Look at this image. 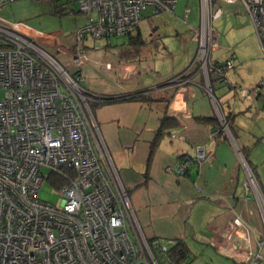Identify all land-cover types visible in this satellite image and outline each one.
<instances>
[{"label":"built area","instance_id":"built-area-1","mask_svg":"<svg viewBox=\"0 0 264 264\" xmlns=\"http://www.w3.org/2000/svg\"><path fill=\"white\" fill-rule=\"evenodd\" d=\"M11 1L0 0V4ZM45 1L57 6V0ZM77 1L89 20L72 35L43 32L0 17V89L4 91L0 98V264H186V260L171 261L166 254L169 246L148 239L137 224L128 191L89 116L91 93L79 83L83 79L79 68L87 63L83 47L87 38L132 34L146 6H152L154 13L173 12L178 0ZM189 2L184 7L186 17ZM197 3L199 21L189 35L196 51L189 68L198 64L207 84L211 75L214 81L231 86L228 72L233 57L227 55L221 64L211 59L216 49L212 21L221 15L219 3L242 6L264 54V0ZM69 38L73 47L67 60L78 69L75 77L56 56L65 55L64 41ZM262 86L264 79L253 88L241 87L238 95L250 98L254 92L264 99ZM207 154L203 145L190 147L167 170L184 175L191 164L201 165ZM239 155L246 174L243 188L254 193L264 218V194ZM43 167L48 172L43 174ZM54 175L63 179L59 185L53 183L63 197L58 206L36 197L41 181ZM260 257L259 252L254 260Z\"/></svg>","mask_w":264,"mask_h":264},{"label":"crops","instance_id":"crops-1","mask_svg":"<svg viewBox=\"0 0 264 264\" xmlns=\"http://www.w3.org/2000/svg\"><path fill=\"white\" fill-rule=\"evenodd\" d=\"M185 5L186 0H178L169 13L173 14L177 6L182 12ZM189 6L191 11L187 18H196L197 0H190ZM219 6L225 20L237 19L236 15H231L238 13L237 4L219 3ZM71 10L75 11L73 7ZM152 13L159 18L153 26L157 34L171 29L183 35L184 42L175 38L165 48L164 43L148 44L139 23L134 33L120 36L119 41L87 38L89 41L83 42L87 63L79 68L83 74L81 85L91 95L104 98L92 100L94 121L128 191L137 224L148 239H159L169 247L176 241L184 242L189 249L186 264L250 261L264 264V218L253 192L243 188L245 171L231 138L224 135H229L227 131L211 136L217 124L214 103L222 105V95L212 98L204 75L187 69L196 43L189 44L185 33L193 24L190 21L187 24L181 16H166L169 18L166 20L156 15L162 12ZM142 18L141 13L140 21ZM64 42V58L67 59L73 41L69 38ZM230 54L236 61L232 50ZM227 55L225 53L222 59ZM211 58L215 59L212 55ZM68 69L73 73L78 70L73 66ZM131 94H141L144 98L131 97ZM251 100H255L254 105L260 102L256 106L259 115L264 116V99L258 94L244 99L237 95L233 108L228 103V110L221 106L220 109L228 118L234 115L235 120L237 113L245 116V111L252 107ZM165 115L174 117L177 124L162 130L149 159L151 142ZM202 117L210 121L203 122ZM233 130H230L232 135ZM253 130L264 133L261 127ZM243 143L245 146L237 144L264 194V178L256 172L257 163L249 159L253 151L245 154L248 146ZM199 144L213 150L201 168L191 164L184 175L167 170L186 150ZM259 252L261 257L254 260Z\"/></svg>","mask_w":264,"mask_h":264},{"label":"rangeland","instance_id":"rangeland-1","mask_svg":"<svg viewBox=\"0 0 264 264\" xmlns=\"http://www.w3.org/2000/svg\"><path fill=\"white\" fill-rule=\"evenodd\" d=\"M62 3H64L65 8L60 9ZM72 7L74 8L75 11L71 10ZM238 8H239L238 13L231 14V15H236L238 20L237 19L234 21H230L227 19L225 20V17L222 14L221 16H219L218 18L212 21L214 28L213 36H214V41L216 42V49H214L213 50L214 53H212L213 52L212 51L210 55L214 56L216 60L218 59L221 60L225 55V53L226 55L230 54V51L232 50L234 53V57H236V61L233 59L234 65L228 72V80H231L236 86L253 88L260 79H264V54H262L258 39L256 37L252 23L250 22V19L246 11L242 6L238 5ZM77 9H78L77 0H57L56 7H54L51 3L45 0H14L5 4H0V17H3L10 21L20 20L24 22L27 26L39 31H43V32L60 31L65 35H72L74 33V30L80 27V25L83 24L85 21L86 22L88 21L87 18L85 17V14L82 13L81 11L77 12ZM152 9H153L152 6L150 5L146 6L142 10L143 20L140 21L141 31L144 33V37L147 41L146 43L155 44V45L164 43L163 47L165 48V45H168V43L173 41L175 38L183 41V35L176 34L171 29H169L167 32H164L162 30L161 32H158V34L157 31L153 30L155 20H158L159 18L155 17V15H152L153 14ZM183 9L181 12V10L177 6L173 14L164 11L162 13L159 12L160 14H156V15L164 16V17L170 15L179 16V17L181 16L183 21L185 19L184 22H186L187 24L188 21H190L193 25L190 24L191 27L190 29L188 28V31L185 34L189 44H194V42L191 41L189 35L191 29L198 25L199 15L196 18L193 17L187 18L183 13L184 12ZM91 17L93 18L94 14H92ZM165 19L169 20L168 17H166ZM119 37L120 36L110 37L111 42L119 41ZM87 41L89 40H86L85 42ZM218 48L220 50H217ZM56 56L59 59V61H61L63 65L68 69L69 66L68 60L64 58V56L61 54H56ZM193 60H194V55L192 56L189 65L192 64ZM196 65L198 66V64L196 63L192 65L189 71L195 68ZM68 70L71 71L70 69ZM70 73L73 77H75V73L73 72ZM204 82L207 88V81ZM79 83L82 84L81 81H79ZM208 85L211 86L210 79ZM213 85H214L213 86L214 94L211 89L210 92L211 97L213 98L214 96V99H216L215 96L222 95L221 97L222 100L220 98L222 104L220 105L221 108L223 107V109L228 110V103L233 108L235 104L234 98L236 97L233 95L234 91H232V89L230 88L228 89L226 85L222 82L221 83L214 82ZM261 90H262L261 92L264 93V86H262ZM3 93H4L3 89H0V98L2 97ZM251 95L254 96L255 93L251 92ZM238 97H240L241 99L243 98L241 95H239ZM249 102H250L249 104L252 107L249 108V110L245 111L246 112L245 116L240 115L239 113L236 114L237 116L234 120V125H233L234 127L233 132L236 138L234 137V135L231 136L233 139L232 143L235 149L233 147L232 148L234 149V152L236 153L237 158L239 159L240 166H242L244 170V166L240 158L241 156L239 155V154L243 155V153L241 149H238L239 148L238 144L240 146H245L243 142H246L248 146V150L245 149L244 151L243 149V151L245 152V154H248V152L251 150L253 151L249 159L257 163L256 172L259 174L260 178L262 179L264 178V133L259 134V132L253 130V128L256 129L261 127L262 129H264V116L259 115L260 110L258 109V106H256L259 101L256 102L255 105L253 103L255 102V100H251ZM214 105H215L214 106L215 117L224 133V130L227 131L226 125L228 126V122H227L228 117L223 115L219 104L215 102ZM89 109H90L89 116L94 120L93 110L90 107ZM212 133L213 131H211V134ZM224 135L229 137V135L227 134ZM242 139H246V141H243ZM194 146L196 147L197 145ZM205 148H207L208 154L203 156L202 159L205 158L203 162L210 155H212V151H213L211 147L205 146ZM185 152H187V150ZM243 158H245L244 155ZM203 162L201 163V165L197 167L201 168ZM245 162H246V166H248V168L251 170L253 174V177L255 178V175L251 167L249 166L248 162L247 161ZM41 171L44 174L48 172V169L43 167L41 168ZM36 197L41 201L49 202L55 206L60 205L62 203V198H63L62 195L59 193V190L49 180L46 179H43L41 181L36 193ZM130 235L133 238L132 234ZM262 256H264V254H262Z\"/></svg>","mask_w":264,"mask_h":264},{"label":"trees","instance_id":"trees-1","mask_svg":"<svg viewBox=\"0 0 264 264\" xmlns=\"http://www.w3.org/2000/svg\"><path fill=\"white\" fill-rule=\"evenodd\" d=\"M78 11H79V9H77ZM83 25V24H82ZM128 35H130V34H128ZM112 37V36H111ZM110 38V37H109ZM97 39H101V38H97ZM196 48V47H195ZM195 51H196V49H195ZM195 54V53H194ZM231 55V54H230ZM232 56V55H231ZM233 57V56H232ZM212 59V61L213 62H219L220 64L224 61V59H222V60H215V59H213V58H211ZM234 59V58H233ZM189 66L190 65H188L187 66V69H188V71L190 70V68H189ZM192 69V68H191ZM193 70V71H192ZM191 71L192 72H195V73H197V70H198V72H200V73H202V71L200 70V69H198V66L196 65L195 66V68H193ZM190 71V72H191ZM192 74V73H191ZM203 74V73H202ZM209 79H210V83H211V89H212V85H213V83L214 82H217V81H214L213 80V78H212V76L210 75V77H209ZM212 81H213V83H212ZM222 83H224L225 85H226V87L229 89H232V91H234L233 93V95L235 96H237L238 94V90L241 88V86H236L232 81H230L229 83H231V86H229L227 83L228 82H226V81H224V80H222L221 81ZM221 82H217V83H221ZM212 91H213V89H212ZM228 91V90H227ZM122 96V95H121ZM121 96H119V97H121ZM131 97H136V98H139V99H143L144 97L141 95V94H131L130 95ZM239 96V95H238ZM91 99H89V101H88V104H89V107L92 109V103H93V101L92 100H98V101H101L102 99H104L103 97H96V96H93V95H90L89 96ZM119 97H110V98H112V99H116V98H119ZM110 98H106V99H110ZM244 99V98H243ZM203 122L204 121H210L209 119H208V117H202V119H201ZM216 121H217V119H216ZM227 122H228V127H229V130H233V125H234V115H231L228 119H227ZM217 124H216V126L215 127H213L212 128V130H214V129H216V127H218V128H220V126H219V124H218V122H216ZM174 124H177V122H176V119L174 118V117H171V116H163L162 117V119H161V123H160V128H159V130H158V132H157V134H156V136H155V138L153 139V141L151 142V145H150V152H149V159H150V157H151V154H152V152H153V149H154V147L156 146V144H157V142H158V140H159V138H160V136L163 134V132H162V130L164 129V128H168V127H170V126H172V125H174ZM220 130V133H222V129L220 128L219 129ZM182 156V155H181ZM52 184L54 183V184H57V185H59L60 183H63V179L62 178H60V177H58V176H56V175H54V177L51 179V180H49ZM157 240H159V239H157ZM167 257L171 260V261H179V260H186L187 259V257H188V254H189V249L187 248V246L185 245V243L184 242H181V241H176L171 247H169L168 248V250H167Z\"/></svg>","mask_w":264,"mask_h":264},{"label":"water","instance_id":"water-1","mask_svg":"<svg viewBox=\"0 0 264 264\" xmlns=\"http://www.w3.org/2000/svg\"><path fill=\"white\" fill-rule=\"evenodd\" d=\"M207 89H208V91H209V93L211 92V87L207 84ZM226 127H227V133L229 134V137L231 138V140H233L232 139V134H231V132H230V130H229V128H228V126L226 125ZM235 144V143H234ZM238 149H240V148H238ZM239 152H240V150H239Z\"/></svg>","mask_w":264,"mask_h":264},{"label":"clouds","instance_id":"clouds-1","mask_svg":"<svg viewBox=\"0 0 264 264\" xmlns=\"http://www.w3.org/2000/svg\"><path fill=\"white\" fill-rule=\"evenodd\" d=\"M211 87V86H210Z\"/></svg>","mask_w":264,"mask_h":264}]
</instances>
